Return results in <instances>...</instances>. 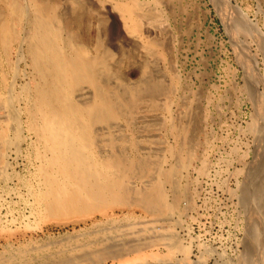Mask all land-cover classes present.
<instances>
[{"label":"rangeland","instance_id":"rangeland-1","mask_svg":"<svg viewBox=\"0 0 264 264\" xmlns=\"http://www.w3.org/2000/svg\"><path fill=\"white\" fill-rule=\"evenodd\" d=\"M20 1L26 7V0ZM137 1L144 12L161 11L158 25L165 30L148 54L138 37L127 34L117 11L124 34L118 45L123 50L111 51L113 63L126 75L117 83L131 86L151 77L166 91L156 108L146 107L145 102L140 111L145 110L146 120L120 122L114 153L148 162L145 177L129 179L132 189L144 187L157 163L173 168L180 197L177 206L172 202L176 190L165 184L171 209L160 216L140 207L83 217L47 216L34 200L40 186L37 165L28 158L33 152L31 140L21 145L24 158L20 157L9 118L19 106L8 102L16 108L4 104L0 109V121H6L9 131L8 147L1 150L0 158V264H20L21 252H28V261L33 258L28 264H60L66 257L139 241L140 234L162 240L141 251L140 260L132 254L126 257L128 262L98 264H238L250 246L260 260L258 254L264 252V0H225L235 12L241 11L247 29H235L216 0H158L162 6L154 0ZM22 22L20 37L28 31ZM4 73L9 83L12 70ZM26 81L19 79L16 94ZM183 127L190 147L168 150L183 137L174 130ZM131 141L138 142L140 149L132 148ZM102 234L109 240L85 247Z\"/></svg>","mask_w":264,"mask_h":264},{"label":"bare ground","instance_id":"bare-ground-1","mask_svg":"<svg viewBox=\"0 0 264 264\" xmlns=\"http://www.w3.org/2000/svg\"><path fill=\"white\" fill-rule=\"evenodd\" d=\"M216 2L235 29L248 28L241 11L235 12L225 0ZM141 5L137 0H26V8L20 0H0V109L4 104L9 106L8 102L19 106L16 110L12 109L14 105L9 106L14 111L9 118L14 124L15 144L17 149L20 145V157L24 158L21 145L31 140L33 152L30 150L28 158L37 165L40 186L34 200L49 217H83L133 207L160 216L171 209L165 184L176 190L172 202L177 206L180 197L173 168L157 163L154 176L144 187L132 189L129 179L137 178L135 175L145 177L150 166L146 160L114 153L120 141V122L146 120L145 110L140 111L145 102H148L146 107L154 109L166 91L162 82L151 77L131 86L117 83L125 81L126 76L113 63L111 51L123 50L118 45L124 34L117 11L127 34L138 37L148 54L153 52L154 41L164 29L158 25L161 11L155 12L153 8L144 12ZM159 5L162 6L161 2ZM22 21L28 29L24 37H20ZM6 70L13 72L9 83ZM19 79L27 81L16 94ZM2 121L1 159L4 157L1 150L9 143L8 127ZM186 129H173L177 137L182 134L183 137L176 138L174 145L166 147L168 150L181 152L189 146ZM130 145L140 149L136 141ZM106 150L107 154L103 155ZM137 236L139 241H126L120 248L112 246L73 259L66 257L60 264L128 262L126 257L132 254L140 260L141 251L162 240V237L151 240L142 238L141 234ZM108 238L102 234L85 247L98 246ZM253 250L250 246L238 264H255L257 254ZM21 254L24 258L20 256V264L33 260L25 258L28 252ZM258 256L260 260L255 257L258 263L263 264L264 252Z\"/></svg>","mask_w":264,"mask_h":264}]
</instances>
